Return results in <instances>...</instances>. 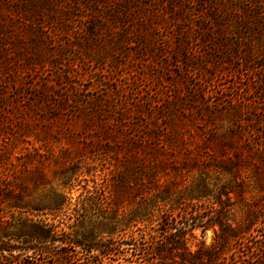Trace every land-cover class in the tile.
Returning <instances> with one entry per match:
<instances>
[{
    "label": "trees",
    "instance_id": "obj_1",
    "mask_svg": "<svg viewBox=\"0 0 264 264\" xmlns=\"http://www.w3.org/2000/svg\"><path fill=\"white\" fill-rule=\"evenodd\" d=\"M256 227L264 0H0V264H225Z\"/></svg>",
    "mask_w": 264,
    "mask_h": 264
},
{
    "label": "rangeland",
    "instance_id": "obj_2",
    "mask_svg": "<svg viewBox=\"0 0 264 264\" xmlns=\"http://www.w3.org/2000/svg\"><path fill=\"white\" fill-rule=\"evenodd\" d=\"M152 86H157V83H152ZM14 161V163H17L16 160H12ZM21 162L19 161V164ZM49 179L52 178V174L48 175ZM54 178V177H53ZM46 189H48V187H45ZM42 189V188H41ZM40 189V190H41ZM75 195V193L73 194ZM62 219H64L65 221L64 224L60 223L58 225L57 220L59 222L60 219H56L54 222L50 219L49 222L50 223H55L56 225H58V227L56 228L57 230V238L56 240L52 243V245L54 247H59L58 250L55 251V253L58 251H61V247L64 248V246H66V243H64L63 245L61 244V241L63 242H68V239H73L76 240L74 235H68V233H71V231L76 230V227L72 226L74 225L72 221H67L66 217H61ZM81 228H77V230H79ZM254 231H252V236H248L246 235L247 239L243 241V246L244 248H240L237 245H235L233 242V248L234 250H232L230 253L227 254L226 257V262L225 264H255V259H253L250 255H251V251L256 247L259 246L258 241H263L264 240V229L261 227H256V229H253ZM144 233L141 232H136V236L141 237L139 235L144 234V240H139L137 244H145V245H150V239H149V235L151 234V231L149 230H143ZM157 236L161 237L162 235H164V232L159 230L157 231ZM214 235L213 232L211 230L202 233L200 230H197L194 232V238H189V246L191 248V250H196L198 248V246H200V243H205L207 246L210 245L212 243V239H213ZM245 237V238H246ZM120 239V237L115 236L113 238V241H118V239ZM125 236H124V240H125ZM108 239L110 240V238L108 237H103L102 238V243H106L108 242ZM81 240V239H80ZM160 240V239H158ZM144 245V246H145ZM66 248V247H65ZM132 248V247H130ZM72 250H74V252H71ZM129 251L125 254L127 255L126 259H128V263L129 264H148L146 261L148 259H150L149 256H146V253L144 254V252L139 251V249H128ZM85 248L84 246H77L74 248H68L67 252L68 253H72V258H70L69 262L67 264H90L91 260H93L95 262V264H127L126 262H124L125 260H123V257H120L119 255H109V256H101L99 254V251H95L92 250L90 254H86L85 252ZM78 252V253H77ZM126 252V251H124ZM130 254V255H129ZM55 264H65L61 259L56 258V260L54 261ZM151 262V260L149 261ZM259 262V261H257ZM261 263V261L259 262ZM151 264H159L156 263L155 261Z\"/></svg>",
    "mask_w": 264,
    "mask_h": 264
}]
</instances>
